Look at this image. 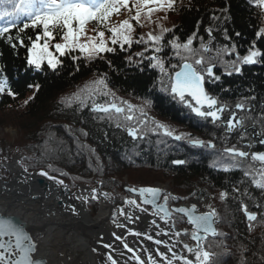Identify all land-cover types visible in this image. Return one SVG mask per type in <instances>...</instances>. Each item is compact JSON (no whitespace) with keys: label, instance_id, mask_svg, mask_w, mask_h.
<instances>
[{"label":"snow or ice","instance_id":"6c2138e0","mask_svg":"<svg viewBox=\"0 0 264 264\" xmlns=\"http://www.w3.org/2000/svg\"><path fill=\"white\" fill-rule=\"evenodd\" d=\"M250 3L261 10L258 15L264 16V0H250ZM179 6L183 7L182 2ZM177 7L178 0H0V38H6L14 50L18 46L26 48L28 69L51 70L53 73L64 66L62 57H71L74 70L78 72L80 70L78 62L81 59L91 63L97 59H104L107 54L126 52L134 44L142 46V51L127 55L125 63L130 69L140 73L158 70L157 78L150 86H145L148 95L155 91L163 92L201 121H210L217 127L223 126L226 134H231L234 130H243L241 140L246 138V120H252L254 122L253 136L261 137L258 142L264 145V111L259 114L258 125L255 123L257 117L238 115V113L253 111L251 102L256 100V96L242 98L235 103L234 109L229 104L222 103L220 94L229 92L231 89L219 83L222 75L217 74L218 67L224 69L223 75L231 77L242 74L243 67L246 65L261 63L264 59V51L256 47V43L257 40L264 39V27L256 29L254 32L256 39L252 41L247 54L243 56L236 52L235 45L231 47L224 45L214 49L211 27L205 29L209 37L208 41L205 42L203 38H200L198 48L193 47L197 37L196 32L184 42H181L179 37L165 41V34L172 33L175 26L172 29L164 27L158 20H153V15L163 12L165 13L163 19H167V13L176 11ZM122 10L128 13L127 18L113 21V17L119 16ZM227 11V8L212 9L211 18L219 20L220 17L215 13ZM90 22L95 24L92 35L87 34V25ZM145 23L157 24L159 32L149 31L141 34L139 38H134L133 34L137 26L143 28ZM29 28L42 29V34L38 32L35 39H30V45H25L24 38L19 33ZM13 30L18 32L16 37L11 35ZM56 31H59V37ZM224 34L226 39H230L226 29ZM236 35L239 36L240 33L237 32ZM57 38L62 42L50 43ZM165 47H170L171 56L165 54ZM225 56H235V59L225 60ZM172 59H176L177 63L172 64ZM106 63L113 71H119L114 67L112 60H107ZM28 87L39 90L40 85L29 84ZM217 87H219V93L213 92L212 89ZM5 93L13 98L18 95L9 86L8 78L0 68V94ZM100 97L105 98L103 103L98 102ZM33 98L29 97V100ZM139 99L142 102L136 104L116 96L108 87V74L101 73L97 78L85 83L62 99L61 103L68 108L75 106L78 111L89 109L92 113L99 114V119L114 122L118 129L123 128L133 141L144 140L148 133L162 132L164 136L175 141H185L192 148L211 149L215 156L210 167L217 168L218 165H225L222 168L224 172L240 170L244 177L251 178L252 184L264 192V152L250 153L237 145L218 149L213 139H201L187 132L177 133L174 128L148 115L147 109L152 107L150 99L147 97ZM29 100H25L24 103L28 104ZM226 112L230 113L227 117L224 116ZM66 127L70 132L72 131L70 126ZM257 127L259 131H256ZM79 131L81 136H88L83 129ZM73 139L76 143L75 155L80 156L86 153L90 169H92V158L95 156L97 167L94 171H102L103 165L100 163L99 156H96V150L81 142L79 136H74ZM248 147L251 145L249 144ZM50 151L59 157L65 149L58 147ZM67 151L71 152V149ZM42 156L47 158V152H43ZM41 162L37 160V163ZM254 162H258L260 167L255 168ZM172 163L184 165L187 161L178 159ZM23 171L27 173L28 168L25 167ZM36 174L58 186H65V181L61 177L69 175L52 162L41 167ZM77 179L80 178L77 177ZM103 183V180H97L96 187L84 188L87 195H78L74 199L79 200L81 205H88L93 201L99 202L101 197L111 201L112 195L101 191ZM125 191L132 195L125 196L121 206L112 210L111 222L122 233L118 235L112 232V236L115 241L122 242V248L126 251L117 254L118 249L113 244H103L105 249H111L105 254V264H132V262L134 264H219L217 259L219 256L230 255L223 243H213L208 240L209 237L225 235L215 226L219 214L213 205H205L208 210L203 212L198 211L196 203H191L190 206L170 207L171 200L181 198L154 186L125 188ZM232 192L240 193L241 189L234 186ZM218 195L220 201H226L229 193L221 191ZM244 195H247V191ZM161 200L163 202H160ZM256 207L260 208L261 205L257 204ZM79 210L76 205L69 207V211L73 214H78ZM240 210L249 222L250 231L254 226L252 222L257 221L258 215H264L250 211L248 205L242 201ZM142 215L151 217L147 231H136L129 227L139 222ZM185 220L191 226V230L189 231L188 228L177 230L178 225ZM158 221L163 222L164 226ZM125 231L128 235L143 237L152 242L156 246L154 251L147 247H141L137 251L125 240L123 235ZM153 232L155 235L152 234ZM184 236H189L195 243H183L184 252H178L177 245L182 243ZM158 237H167V239ZM206 241L208 250H206ZM213 247L220 248L222 251H211ZM92 250L97 251L95 248ZM37 251L38 244L34 236L23 224L17 223L9 215L0 214V264H45L42 259L35 257ZM185 252L194 256V259L184 254Z\"/></svg>","mask_w":264,"mask_h":264},{"label":"trees","instance_id":"16d2710c","mask_svg":"<svg viewBox=\"0 0 264 264\" xmlns=\"http://www.w3.org/2000/svg\"><path fill=\"white\" fill-rule=\"evenodd\" d=\"M182 2L183 7H180ZM227 8L225 13L216 12L219 20H213L212 9ZM261 10L250 3V0H178L177 10L167 13V19H163L165 13H156L153 20H158L164 27L175 30L165 34V41L179 37L181 42L191 36L194 32L197 37L193 47L198 48L200 38L205 42L209 37L205 29H213V48L228 45L236 46V52L240 56L246 55L252 41L256 39L254 32L263 26V16L258 15ZM123 13L119 15L122 17ZM128 15V13H127ZM227 17V19H225ZM123 18V17H122ZM127 18V17H126ZM124 19V18H123ZM113 21L115 20L113 17ZM199 22V26H198ZM94 22H90L87 28L92 30ZM227 30L225 38L224 30ZM134 38L149 31L159 32L157 24L145 23L143 28L137 26ZM42 34V29L29 28L19 33L24 38L25 45H30V39ZM240 35L237 36L236 33ZM59 37V31H56ZM12 36L18 35L13 30ZM256 47L264 51V39L257 40ZM143 47L133 45L126 52L107 54L104 59H97L91 63L81 59L78 63L80 70H74V63L71 57H62L64 66L57 72L51 70L36 71L26 66V48H11L6 38H0V68L7 76L9 86L18 95L13 98L0 94V128L11 125L21 132L22 138L15 144L5 146L4 140H0V161L5 162L10 157H18L19 164L28 168L29 172H39L41 167L52 162L62 171L69 175L61 177L70 192L78 189L79 185L95 187L97 180H103L102 190L109 192L114 197V207L121 206L125 196H129L119 183V177L127 170L146 171L164 181L166 178L173 179L177 186L188 189L200 184L201 188H211L229 193L228 199L224 201L222 218L227 222L219 232L223 236L210 238L213 243H223L227 252L219 256V264H264V215H258L250 231L249 222L240 210V202L248 205L250 211L264 214V192L256 188L251 178L244 177L243 172L233 169L231 172H224L225 165H218L217 168L210 167L215 154H206L208 161L197 160L195 149L181 145L163 134L148 133L144 140L133 141L123 128H116L114 122L99 119V114L92 113L89 109L78 111L76 107L68 108L61 103L62 99L75 92L85 83L97 78L101 73L108 74V87L116 94L131 103H141L140 97H147L152 101L149 108L159 116L177 119L181 117V109L176 101L159 91L148 95L145 86H150L158 76V70H147L143 73L130 69L125 59L127 55H134L142 51ZM78 54V53H74ZM150 54V53H149ZM165 54L172 55L170 47H165ZM235 59V56H225V60ZM112 60L114 67L119 71H113L106 63ZM172 64L177 60L172 59ZM224 87H230L231 91L220 94L227 102H236L244 97L256 96L251 102L253 110H257L251 116L257 117L264 111V59L257 66L244 69L242 76H225ZM29 84H39V90L29 88ZM219 93V88L212 89ZM29 97H34L29 100ZM29 100L28 104L24 101ZM105 98H98L103 103ZM148 111V109H147ZM255 122V123H256ZM71 127V132L68 127ZM80 129L88 133L87 137L80 135ZM215 131V130H214ZM218 132V130L216 131ZM107 133V136H105ZM74 136H79L81 142L90 145L96 150L103 170L94 171L97 167L95 156L92 158V169L89 168L88 155L76 156V143ZM47 141V144L45 142ZM61 142H63L61 144ZM233 142V141H231ZM216 144H219L217 141ZM222 144H227L225 141ZM63 147L65 151L57 157L56 153L50 151L53 148ZM67 149H71L68 152ZM191 152H190V151ZM47 152V158L42 156ZM138 153V154H137ZM5 157L7 159H5ZM131 157V158H129ZM187 161L184 165L173 164L174 160ZM41 160V163H37ZM256 168V167H255ZM56 174V173H53ZM10 177L8 171L0 165V178L5 180ZM79 177L80 179H77ZM197 180V181H195ZM132 187L139 185L153 186V183L130 184ZM240 187V193H233L232 188ZM247 191V195L244 192ZM177 202V200H171ZM261 205L257 208L256 205ZM90 212L97 209L96 202L88 204ZM221 218V219H222ZM178 225L180 230L181 225ZM183 240V237H182ZM207 241L205 242L206 250ZM211 251L221 252L222 249L213 247Z\"/></svg>","mask_w":264,"mask_h":264},{"label":"bare ground","instance_id":"6f19581e","mask_svg":"<svg viewBox=\"0 0 264 264\" xmlns=\"http://www.w3.org/2000/svg\"><path fill=\"white\" fill-rule=\"evenodd\" d=\"M3 167H6L13 177L6 183L0 178V211L19 216L34 228L31 234L38 244L36 257L44 258L51 264H100L97 256L96 263L93 259L91 263L86 258L92 254L106 257L109 249H105L100 240L113 244L107 236V232L110 235L111 229H117L109 225L114 209L113 199L108 201L101 197L97 202L98 211L93 215L87 205H81L79 200L74 199L78 195L88 194L84 191L85 187H80L67 198L61 193L66 191L65 188L37 174L25 173L17 159ZM39 178L43 180V188L36 187ZM71 205L79 207L78 214L69 211ZM142 218L149 222L151 219L145 215H142ZM140 222L144 223L142 220ZM158 223L164 226L163 222ZM177 247L180 252H184L181 244ZM93 248L97 251L94 252ZM88 250L91 255L83 258V254L88 253ZM184 254L194 259V256L186 252Z\"/></svg>","mask_w":264,"mask_h":264},{"label":"flooded vegetation","instance_id":"af4514ba","mask_svg":"<svg viewBox=\"0 0 264 264\" xmlns=\"http://www.w3.org/2000/svg\"><path fill=\"white\" fill-rule=\"evenodd\" d=\"M255 66L256 65H246L243 67V72H244V69L252 68ZM223 72H224V69L222 67H218L217 74L222 75V79L226 76V75H223ZM236 76H242V74L236 75ZM219 83L221 85L225 84L224 80H221V82H219ZM217 88H219V87H217ZM212 91L215 92L214 90H212ZM220 100L222 103L229 104L233 109H234L235 103L240 101V100H237L236 102H227L225 99H222L221 97H220ZM178 104H179L180 109H181L180 119L179 118L173 119V118L162 117V116H159L158 114H156V112H154L153 110H150L148 112V115L150 117L155 118V119L157 118L158 121L163 122L165 124L166 123L172 124V128H177L176 126H180L183 129V126H187L188 128H190L195 133V136H197L201 139H205V140L211 139L210 133L213 130H215V128H217L219 131L222 129L223 130L222 138H225V136H226V138L229 140L225 139V142L228 144H216L218 149L223 148V147H221L222 145H225L224 147L237 145L242 150L248 151V152H250V150L253 148H255V149L256 148H259V149L264 148V145H261L258 142V140L261 137H254L253 136L254 122L252 120H246V123H245V127L247 128L246 138L241 140L240 136H241L243 130H234L233 133L226 134L223 126L217 127V126H214L210 121H201L199 118L195 117L194 114L189 113L188 110L183 107V105H181L180 103H178ZM255 112H257V110H253L250 113L249 112L238 113V115H240V116H251V114H254ZM229 114L230 113L226 112V113H224V116L227 117ZM259 123H260V121L258 119V122H256V124L258 125ZM182 129H179L180 132H182ZM208 129H210V130H208ZM259 130H260L259 127H257L256 131H259ZM231 141H233V142H231ZM181 142L184 143L182 145L185 146V148L189 149V147H191L185 141H181ZM249 144L251 145V147H248ZM219 145H221V146H219ZM194 149H195L194 153L198 155V157H196L197 160H204L205 162L208 161V158L206 156V154L209 153L208 149H199V148H194ZM252 152H257V151H252ZM182 160H184V159H182ZM259 167H260V165L256 164V168H259ZM195 181H197V180H195ZM193 185L194 186H192V187H194V188L192 189V192H191L190 202L196 203L198 205V211H200V212L207 211V209H203V210L201 209V206H204L205 202H210L212 205L214 204V206L217 209L218 214H219V219H218L216 225H217L218 231H220L223 227H225L224 222H225V224H227V222L225 220H223L222 214H221L222 212L225 211L224 205H223L224 201H220L219 195H218L222 190H216L215 191L211 188H206V187L201 188L200 186H202V185H200L198 183L197 184L194 183ZM213 197H215V199H213ZM180 198L183 201L187 200L183 196H180ZM185 238L187 239V236H185Z\"/></svg>","mask_w":264,"mask_h":264},{"label":"rangeland","instance_id":"374dc122","mask_svg":"<svg viewBox=\"0 0 264 264\" xmlns=\"http://www.w3.org/2000/svg\"><path fill=\"white\" fill-rule=\"evenodd\" d=\"M122 17L126 18L127 17V13H123ZM122 17L120 18V16H117V17H114V19L115 20L117 19V21H118V20H122L123 19ZM263 26H264V16H263ZM87 30H88V32H87L88 35H92L93 34L92 30H90L89 28H87ZM136 32L133 34L134 36H135ZM42 42L43 41H41V43ZM58 42H62V41L59 38H57L56 40L50 41L51 44L58 43ZM150 110L151 109H148V112ZM156 120H157V118H156ZM166 124L169 125L170 127H172V124H169V123H166ZM176 127L178 129L177 128H174V129L177 131V133H179L180 132L179 129H182V128L180 126H176ZM208 130H210V129H208ZM217 130L218 129L215 128V131L213 130L210 133V137H211V139L214 140L215 143L217 141L218 142L225 141V139L229 140V139L226 138V136H225V138H222V133H223L222 129L220 131L216 132ZM182 132L192 133L195 136V133L190 128H188L187 126H183ZM4 138H5V140H4ZM2 139L4 140L5 146H6V145L15 144V142H17L18 140H21V139L23 140V139H25V137L22 138L21 132H20L19 129H16V128H14L11 125H7L6 128H0V140H2ZM260 149L262 151H264V148H260ZM15 159L16 158L14 156H12V157L9 158V160H6V163H9V162H11L12 160H15ZM5 164H4V166H5ZM6 170L10 173V178L9 179H5V180L2 179V182H4V183L9 182L11 180V178L13 177V175L11 174V172L7 168H6ZM119 179H120L119 183L121 184V187L124 184H139V183L147 182V183H153V184L156 185L159 182H163L164 184H167L168 187H170L169 188V193L172 196L183 195L186 198H190L192 189L194 188V187H191V188H188V189L180 188V187L177 186V183L171 178H166V180H164V181H159L158 177H155V176H153L151 174H148L146 171L127 170V171H125V173H123V175L121 177H119ZM95 186H97V185H95ZM36 187L37 188H43V184H40L38 182V180H37L36 181ZM61 187L64 188L63 186H61ZM61 193H62V195L66 196L67 198H68V196L71 195L70 193L68 194L67 191H65L64 193L61 191ZM207 204H211V203L210 202H205L204 206H201V209L202 210L203 209H207L205 207V205H207ZM213 206H214V204H213ZM117 207L118 206L115 205V208H117ZM97 211H98V208L93 210L90 213L95 215L97 213ZM111 219L112 218L110 217L109 225H111V226H113L115 228V226L111 222ZM119 219L122 220L121 218H119ZM141 220L144 223L137 222L135 224L129 225V227L133 228L136 231H147L148 230V225H149L150 222L148 220L142 218V217H141ZM180 228H181L180 230H183L184 228H188L189 231L191 230V228L188 226L186 221L184 222V224L181 225ZM109 229H111V228H109ZM110 232H111L110 235L107 232L108 240H110V238H111V242L115 245L114 247L118 249L117 254H119V252H125L126 250H124L122 248V242L115 241L114 237L112 236V232H116L118 235L122 234L121 230L120 229L119 230H117V229L116 230H112L111 229ZM152 234L155 235V232H153ZM123 235L125 237V240L129 243V245H132L137 251H139L141 247H147V248H149V249L154 251V249L156 247L152 242L145 240L143 237H134L132 235H128L126 231L123 233ZM158 238L167 239V237H158ZM183 240H184L183 242H186V243H189V244H193L192 241H190V237L189 236L187 237V239L184 238ZM100 241H101L100 243H101L102 246H103V244H106L105 241H103V240H100ZM160 247H161V250H163V245H161ZM176 250L178 252H180L178 247L176 248ZM107 251H111V249H109ZM89 252L90 251L88 250V253L83 254L82 257L86 258L88 256V254L91 255ZM96 256L99 259L100 264H105L106 257L105 258L103 256L101 257V255H99V254H96V255L92 254L91 256H88L86 259H88L91 263H92V259H93V261L96 263V262H98L97 259L95 260ZM132 264H134V262H132Z\"/></svg>","mask_w":264,"mask_h":264},{"label":"water","instance_id":"95a60500","mask_svg":"<svg viewBox=\"0 0 264 264\" xmlns=\"http://www.w3.org/2000/svg\"><path fill=\"white\" fill-rule=\"evenodd\" d=\"M38 182L40 183V184H43V180L42 179H38ZM154 187H160L161 188V185L160 184H157V185H155ZM125 188H131V187H129L127 184H125V185H123V189L125 190ZM140 188V187H139ZM162 189V188H161ZM160 202H163V201H160ZM191 203H194V202H190V203H188V204H178V205H172V206H170V207H175V206H190V204ZM190 226V225H189ZM216 226V225H215ZM191 227V226H190ZM217 227V226H216ZM218 230V229H217ZM195 243V242H194ZM182 246H183V243H182ZM49 263V262H48Z\"/></svg>","mask_w":264,"mask_h":264}]
</instances>
